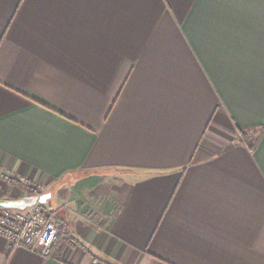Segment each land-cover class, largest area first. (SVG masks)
<instances>
[{
    "label": "crops",
    "instance_id": "1",
    "mask_svg": "<svg viewBox=\"0 0 264 264\" xmlns=\"http://www.w3.org/2000/svg\"><path fill=\"white\" fill-rule=\"evenodd\" d=\"M2 172L70 241L0 264H264V0H0Z\"/></svg>",
    "mask_w": 264,
    "mask_h": 264
},
{
    "label": "built area",
    "instance_id": "2",
    "mask_svg": "<svg viewBox=\"0 0 264 264\" xmlns=\"http://www.w3.org/2000/svg\"><path fill=\"white\" fill-rule=\"evenodd\" d=\"M0 183H5L15 189L37 190L25 178L13 177L0 173ZM37 195L39 197L43 196ZM58 236V229L51 213L43 209L41 203L25 211L0 209V238L8 243V248H26L36 251L42 247L41 253L48 255Z\"/></svg>",
    "mask_w": 264,
    "mask_h": 264
},
{
    "label": "trees",
    "instance_id": "3",
    "mask_svg": "<svg viewBox=\"0 0 264 264\" xmlns=\"http://www.w3.org/2000/svg\"><path fill=\"white\" fill-rule=\"evenodd\" d=\"M238 136H239V140L238 142L240 144H243L245 146H247L251 151H254V149L256 148V146L258 145V141H259V133H253V134H249L246 133L242 130H238ZM60 233L58 235V238L54 244V246L51 249V254L58 257L62 251L64 250V246L66 245L67 242L70 241L69 239V233L67 232V230L64 227H61L59 229Z\"/></svg>",
    "mask_w": 264,
    "mask_h": 264
},
{
    "label": "water",
    "instance_id": "4",
    "mask_svg": "<svg viewBox=\"0 0 264 264\" xmlns=\"http://www.w3.org/2000/svg\"><path fill=\"white\" fill-rule=\"evenodd\" d=\"M45 196L26 197L19 200H8L0 198V209H8L14 211H25L38 203H44Z\"/></svg>",
    "mask_w": 264,
    "mask_h": 264
},
{
    "label": "rangeland",
    "instance_id": "5",
    "mask_svg": "<svg viewBox=\"0 0 264 264\" xmlns=\"http://www.w3.org/2000/svg\"><path fill=\"white\" fill-rule=\"evenodd\" d=\"M25 192V193H24ZM45 193H47V191L45 192V191H42L41 189H39V191H37L36 189L35 190H33V191H31V190H25V189H22V188H20V189H15L14 190V192H12V190H10V192H9V197H13V198H19L20 197V195L21 194H24V196L25 195H42V194H45ZM62 194H65V190H62ZM2 197H4V196H2V194H1V191H0V198H2ZM7 196H5V198H6ZM8 197V198H9ZM44 206H46V207H49V204L48 203H45L44 204ZM43 206V209L44 210H46V211H48L49 213H51V215H52V217H53V220H54V222H55V224H56V226H57V223H56V220H55V217H54V214H52V212L48 209V208H46V207H44ZM65 229H66V227H64ZM57 229H58V227H57ZM68 232V231H67ZM59 233H60V231H59V229H58V235H59ZM69 233V232H68ZM57 238H58V236H57ZM70 239V238H69Z\"/></svg>",
    "mask_w": 264,
    "mask_h": 264
}]
</instances>
